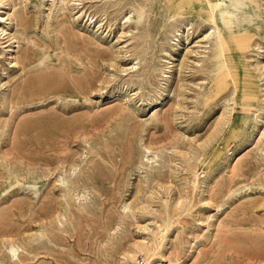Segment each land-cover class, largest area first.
Here are the masks:
<instances>
[{
	"label": "rangeland",
	"instance_id": "1",
	"mask_svg": "<svg viewBox=\"0 0 264 264\" xmlns=\"http://www.w3.org/2000/svg\"><path fill=\"white\" fill-rule=\"evenodd\" d=\"M0 264H264V0H0Z\"/></svg>",
	"mask_w": 264,
	"mask_h": 264
},
{
	"label": "bare ground",
	"instance_id": "2",
	"mask_svg": "<svg viewBox=\"0 0 264 264\" xmlns=\"http://www.w3.org/2000/svg\"><path fill=\"white\" fill-rule=\"evenodd\" d=\"M218 6V5H217ZM227 14V13H226ZM226 14H224V16H226ZM231 15V14H230ZM215 19V18H214ZM230 24V23H229ZM222 38V37H221ZM223 39V38H222Z\"/></svg>",
	"mask_w": 264,
	"mask_h": 264
}]
</instances>
